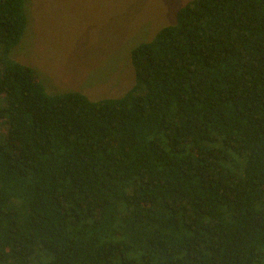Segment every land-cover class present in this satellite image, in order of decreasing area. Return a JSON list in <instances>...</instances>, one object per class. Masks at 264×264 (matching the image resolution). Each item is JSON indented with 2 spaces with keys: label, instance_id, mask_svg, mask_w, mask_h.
<instances>
[{
  "label": "trees",
  "instance_id": "1",
  "mask_svg": "<svg viewBox=\"0 0 264 264\" xmlns=\"http://www.w3.org/2000/svg\"><path fill=\"white\" fill-rule=\"evenodd\" d=\"M0 0V264H264V0H189L120 97L50 94Z\"/></svg>",
  "mask_w": 264,
  "mask_h": 264
},
{
  "label": "rangeland",
  "instance_id": "2",
  "mask_svg": "<svg viewBox=\"0 0 264 264\" xmlns=\"http://www.w3.org/2000/svg\"><path fill=\"white\" fill-rule=\"evenodd\" d=\"M189 0H27L28 23L10 56L50 93L122 96L134 82L130 49L175 21Z\"/></svg>",
  "mask_w": 264,
  "mask_h": 264
}]
</instances>
